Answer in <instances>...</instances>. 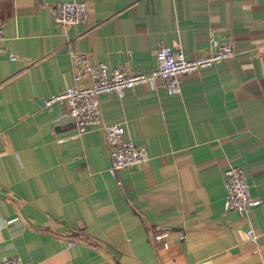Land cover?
<instances>
[{"label": "crops", "instance_id": "crops-1", "mask_svg": "<svg viewBox=\"0 0 264 264\" xmlns=\"http://www.w3.org/2000/svg\"><path fill=\"white\" fill-rule=\"evenodd\" d=\"M66 1L86 3L85 24L55 23ZM0 27L17 57L0 54V261L264 264V0H0ZM214 42L234 56L181 76L179 96H99L103 121L149 156L116 177L104 131L45 106L88 85L75 54L150 73L161 47L194 59ZM230 167L261 207L225 209Z\"/></svg>", "mask_w": 264, "mask_h": 264}, {"label": "built area", "instance_id": "built-area-1", "mask_svg": "<svg viewBox=\"0 0 264 264\" xmlns=\"http://www.w3.org/2000/svg\"><path fill=\"white\" fill-rule=\"evenodd\" d=\"M55 23L68 27L85 24L88 19L86 3L66 1L58 3L52 10ZM5 31L0 27V54L7 53L11 61L17 57L4 46ZM234 56L231 43H213L207 54L194 59H186L180 51L172 47H161L156 53V65L150 73H136L123 67H110L107 64H92L86 55L75 54V81H88L85 87L70 86L64 91L51 95L45 100V106L52 108L56 103L64 102L69 106L68 115L74 121L80 133L92 127L101 128L110 149L111 164L109 173L116 177L121 169L143 166L149 161L146 148L135 145L125 138L122 124H107L103 121L99 96L115 93L119 98L126 91L135 90L138 86L151 89L162 87L167 94L179 96L182 92L180 77L200 69L213 67ZM227 195L225 209L243 213L255 207H261L263 201L252 197L250 187L238 167H230L225 173ZM248 237L256 241L257 236L252 230L247 231ZM0 264H25L19 257L5 258Z\"/></svg>", "mask_w": 264, "mask_h": 264}]
</instances>
